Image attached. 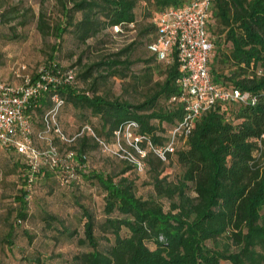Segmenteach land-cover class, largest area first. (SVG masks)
<instances>
[{"label": "trees", "instance_id": "obj_1", "mask_svg": "<svg viewBox=\"0 0 264 264\" xmlns=\"http://www.w3.org/2000/svg\"><path fill=\"white\" fill-rule=\"evenodd\" d=\"M39 1L54 2L59 9L58 20L52 25L43 13L38 15L36 28L41 36H52L60 42L69 34L78 44L107 29L134 25L135 9L143 2L153 8L154 16L140 37L152 33L151 44L156 37L154 21L158 14L192 0ZM29 13L31 9L20 11L17 7L2 11L0 26L8 30L2 38L9 42L23 40L16 34V27L28 23ZM18 18L22 21L14 23ZM207 34L213 44L208 66L213 83L249 93L257 103L211 108L194 121L186 135L182 131L173 153H167L162 161L155 151L170 140L186 106L182 101L184 92L176 83L181 75L177 59L169 65L155 63L149 67V74L133 77L141 79V84H151L144 100L136 104L99 94L109 78L123 82L128 77L133 64L129 53L135 43L88 65L82 73H75L70 84L45 93L27 111L31 146L39 152L48 149L37 135L44 130V115L54 107L51 97L57 95L63 102L56 120L61 107L76 112L77 134L71 139L65 137L69 142L56 135L51 139L71 171L30 172L22 156L10 147L0 146L18 157L0 162L2 246L12 250L20 240L32 244L34 237L27 228L33 218L31 187L39 180L73 190L77 180L82 179L102 194V221L88 205L80 203L77 195L74 204L80 212L82 235L57 216L40 211L45 228L56 231L79 249L66 260L70 264H264V0H213ZM47 64L74 71L51 61ZM154 73L161 79L152 81ZM132 123L135 127L129 128V135L132 142L139 139L135 145L144 155L136 156L150 174L153 190L145 199L137 195L135 182L125 176L137 168L136 164L123 161L125 167L118 173L82 174L79 170L87 168L86 154L91 149L121 144L133 151L124 136ZM162 125L168 127L167 131L160 128ZM59 144L67 148L65 152ZM70 153L72 157L68 158ZM171 157L180 172L168 180L161 174ZM51 192L52 188L48 194Z\"/></svg>", "mask_w": 264, "mask_h": 264}, {"label": "rangeland", "instance_id": "obj_2", "mask_svg": "<svg viewBox=\"0 0 264 264\" xmlns=\"http://www.w3.org/2000/svg\"><path fill=\"white\" fill-rule=\"evenodd\" d=\"M11 7H17L20 11L31 9V13L28 14L30 19L25 26L17 24L16 34L23 37L21 41L9 42L3 39L2 36L7 34L8 30L0 26L1 81L16 84L19 79L14 73L20 67L25 66L27 73L32 77L41 66L47 65L50 61L58 63L63 68L72 67L78 75L88 65L97 63L103 57L114 55L131 43H135L129 53V59L133 64L127 72L128 77L123 82L117 78H109L100 87L99 94L107 96L109 99L126 100L134 104L144 100L151 84H141V79L136 81L133 77H143L149 74V67H154L155 63L160 64L155 60L146 64V61L153 58L147 48L153 37L152 33L140 37V32L153 22L154 11L150 5L143 2L138 4L135 9L137 20L132 27L121 28L119 32L107 29L96 38L87 40L85 44H78L69 34L64 35L63 39L58 42L54 37H43L38 32L36 21L40 13L45 15V19L49 21L50 25L58 20L59 9L54 2L0 0V13ZM21 21L22 18H18L14 23ZM49 56H52V60H49ZM79 59L80 63L78 64ZM159 79L161 78L158 73L152 74V81ZM76 86L83 88L81 83H77ZM58 116L57 124L60 131L64 133L66 138L71 139L77 134L79 127L76 112L71 108L61 107ZM160 128L165 129V131L168 129L166 125H162ZM48 138L51 140L55 136L51 134ZM126 144L129 148H133V151L121 144L110 145L103 150L91 149L86 154L87 168L79 170L82 174L101 171L118 173L125 167L123 161L136 164L137 168L127 172L125 176L135 182L137 195L145 199L153 193L149 184L150 174L145 168L138 166L141 162L136 154L142 156L139 147L135 145V142H132L131 138H126ZM58 147L61 152H65L67 149L61 144ZM7 158L16 160L18 157L0 147V162ZM179 172L180 169L175 163V158L171 157L169 164L165 163V170L161 177L167 176L168 180H173ZM50 188H52V192L48 194ZM72 189L45 180H39L34 187H31L30 206L33 218L27 228L34 237L32 244L28 246L24 240H20L17 243V248L12 250L0 244V264H70L66 260H69L71 255L79 249L75 243L64 240L56 231L45 228L44 223L40 220V211L45 210L62 219L71 228H76L79 235H82V226L79 221V209L74 204V195L78 196L80 203L88 205L95 212L98 221H102L104 217L102 194L96 187L80 179L77 180V185ZM6 193H10V191H6ZM3 203L6 204L8 201ZM2 234L3 229L0 226V237ZM53 237H57V239H53Z\"/></svg>", "mask_w": 264, "mask_h": 264}, {"label": "built area", "instance_id": "obj_3", "mask_svg": "<svg viewBox=\"0 0 264 264\" xmlns=\"http://www.w3.org/2000/svg\"><path fill=\"white\" fill-rule=\"evenodd\" d=\"M212 1L192 0L179 8H167L159 13L154 21L156 37L148 45V51L158 63L169 65L174 58L177 59L181 75L176 83L184 92L185 97L182 101L186 103L184 116L171 132L170 140L155 151L162 161L166 160L167 153H173L182 131L185 130L186 135L193 127L194 121L211 108L233 103L254 106L257 103L256 97L249 93L219 87L212 81L208 66L213 44L207 34ZM129 26L132 27L133 24ZM112 30L119 32L121 27H113ZM14 74L19 79L16 84L0 80V146L10 147L16 154L22 156L30 172L71 171V165L63 164V160L48 138L53 134L69 142L60 131L56 120V113L63 103L62 100L57 95L52 96L51 102L54 107L43 117L44 130L37 138L48 144V149L44 152H39L31 146V124L27 111L33 103H38L45 93L70 84L75 72L63 71L53 64H47L37 70L34 78L27 73L25 66L20 67ZM130 127H135V124L132 123L125 129L126 138H130L128 131ZM118 135L119 133L117 137ZM134 141L136 143L139 139L135 138ZM139 152L144 155L142 151ZM70 157L72 153L68 155V158Z\"/></svg>", "mask_w": 264, "mask_h": 264}]
</instances>
